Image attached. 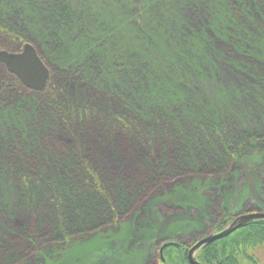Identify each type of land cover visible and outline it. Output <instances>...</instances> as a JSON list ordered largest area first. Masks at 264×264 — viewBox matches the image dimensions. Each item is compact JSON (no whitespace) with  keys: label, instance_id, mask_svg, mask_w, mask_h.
<instances>
[{"label":"rangeland","instance_id":"1","mask_svg":"<svg viewBox=\"0 0 264 264\" xmlns=\"http://www.w3.org/2000/svg\"><path fill=\"white\" fill-rule=\"evenodd\" d=\"M229 1L73 0L75 22L58 33L64 44L62 52L54 51L49 45V35L56 30L55 0H9L3 11L16 13L28 21L43 47L42 51L53 64L75 67L89 57V48L93 47L103 51L105 57L109 56L108 69L102 81L107 86L121 85L124 94L132 95L138 83L141 84L139 89H147L150 84L154 90L169 85L170 89H180L194 98L190 103L194 121L206 119L209 123L211 113L227 121L225 126L232 135L240 130H256L264 135V95H261L252 75L224 68V60L230 53L229 46L223 41H216L212 51L208 41H205L208 36L205 32L200 33L201 28L197 26L200 24L199 17L190 13H196L204 6L200 12L210 13L213 18L219 17L223 23L219 27L224 28L230 20L224 12L231 8ZM182 11H188L189 16L185 18L187 24L179 23V17L185 16ZM262 12L264 14V9ZM206 18L209 19L208 16ZM255 25L261 37H256L249 45L264 61V22ZM183 33L186 35L182 37ZM232 34L238 43L246 41L237 28ZM199 45L204 49L202 64L203 60H199L196 53V47H201ZM16 48L12 45L10 49ZM171 50L183 54L182 57L186 55L195 64L194 59H197L196 66L199 67L190 73V81L177 78L181 71L171 70L166 63L167 53ZM134 56L135 64H132ZM117 65L123 66L117 70ZM3 66L0 62V84L6 79ZM211 68L214 69L211 71ZM150 75L154 76L149 78ZM68 87L72 93L86 91L81 83L71 82ZM31 98L23 100L22 104L20 102L16 109L0 107V264H7L6 256L17 254L20 251L18 246L28 245L26 240L13 233L14 230L10 232V227L23 232H39L40 247L48 249L55 243L52 236L53 207L49 203L40 207L39 211L28 212L22 204L20 183L10 174L20 168L14 165L16 156L22 154L16 148L19 144L16 139L22 137L25 143L35 147L38 136L45 133L40 97L32 95ZM58 131L54 140L70 149L79 147L76 138L67 134L66 130ZM99 132L104 134L100 128L93 126L81 139L85 149L89 143L92 152L97 150L93 153L95 165L104 175L105 170H110L109 175L120 174L125 179L139 177L145 183V193L136 198L126 211L119 210L118 220L101 225L98 232L84 236L76 233L72 239L81 240L66 252L41 256L37 246L25 248L24 257L28 264H150L157 256L155 245L160 237L166 241L184 239L185 242V239H202L220 232L217 226L222 222L224 208L231 211L233 220L245 206V214L251 208L264 213V154L251 158L242 166L236 165L233 173L229 169V177L222 179L210 176L212 171L203 160L198 166H187L180 162L176 154H170L168 159L165 156L169 164L166 176L153 172L151 181H147L144 176L146 173L150 175L152 170H137L134 161L149 157L162 161V151L158 149L153 153L138 146L133 152L121 136L117 139L115 136L106 143L105 138L99 137ZM29 170L33 172L34 168L30 166ZM118 223L122 224L119 226ZM6 232H10V236H5ZM88 234L90 236L86 237ZM254 253L264 264V247Z\"/></svg>","mask_w":264,"mask_h":264},{"label":"trees","instance_id":"2","mask_svg":"<svg viewBox=\"0 0 264 264\" xmlns=\"http://www.w3.org/2000/svg\"><path fill=\"white\" fill-rule=\"evenodd\" d=\"M7 1L9 0H0V51L19 52L25 44L30 43L51 73L47 87L41 92H36L25 87L3 66L6 79L0 84V107L16 109L23 100L32 99V95L40 97L38 100L41 104L45 132L38 136L35 147H31L29 142L25 143L22 137L16 139L19 143L16 148L20 149L22 154L16 156L14 165L20 168L14 169V173L10 174L20 183L18 186L23 198L22 204L28 212L39 211L40 207L49 203L53 207L52 236L55 242L51 248L46 249L40 247L39 232H23L10 227L8 230H14L13 233L26 240L28 245L18 246L20 251L17 254L6 256L7 264H28L29 261L24 256L25 248L30 246H37L41 256L66 252L81 240L72 239L76 233L84 236L86 233L91 235L98 232L101 225L118 220L119 210L126 211L136 198L145 193V183L139 177L125 179L120 174L109 175L110 170H105L104 175L95 165L93 153H97V150L92 152L89 143L86 149L81 145L82 136L93 126L104 132L105 135L99 132V137L105 138L106 143L115 136L116 139L121 136L133 152L138 146H143L153 153L158 149L162 151V161L152 160L150 157L144 160L136 158L134 161L137 170H152L150 175L146 173L144 176L147 181H151L153 172L161 177L166 176L169 169L167 156L170 154H176L180 162L187 166H198L200 160H203L212 171L210 176L220 179L229 177L227 172L231 169L233 173L237 169L236 165L242 166L251 158L264 154V135L256 130H240L232 135L225 126L227 121L211 113L210 118L208 117L209 123L206 119L194 121L190 107L194 98L180 89L175 91L167 85V88L154 90L150 84L147 89H139L141 84L138 83L137 90L132 95H126L122 92L121 85L107 86L102 83L109 61V56L105 57L103 51L90 47L89 57L75 67L53 64L42 51V46L34 36L28 21L16 13L8 14L3 11ZM228 4L231 8L224 12L230 20L224 28L219 27L223 24L219 17L213 18L210 13L200 12L204 6L195 11L196 13H190L199 17L200 24L197 26L201 28L200 33L205 32L208 36L203 35L212 51L216 41H223L229 46L230 53L227 58L224 56L226 59L223 67L252 75L263 96L264 61L257 56L249 42L261 37V33L256 32L255 23L264 22V0H231ZM72 7L73 0H55L53 11L56 30L49 35V45L54 51L62 52L64 49L61 35L58 33L64 27L74 24ZM182 12H185V16L179 17V23L187 24L185 18L189 16L188 11ZM236 28L243 34L245 42L240 40L238 43L234 38L232 32ZM185 35L186 33H183L181 36ZM12 45L17 48L10 49ZM196 49L197 57L203 60L202 64L205 60L202 58L204 49L202 46ZM181 55L183 54L175 50L169 51L166 63L170 65L171 70L181 71L182 74L177 78L190 81V73L199 67L196 66L198 61L194 59L195 64L190 62L186 55ZM207 58L212 62L210 56ZM132 64H135V56ZM122 66L117 65V70ZM213 69L211 68V71ZM153 76L150 75L149 78ZM71 82L81 83L85 87V93L78 90L75 93L70 92L68 86ZM62 129L76 138L79 147L70 149L54 140L58 130ZM30 166L34 168L33 172L29 170ZM22 184L25 186H21ZM245 207L239 212L240 215L245 214ZM222 212V222L217 226L219 231L230 225L234 217L228 208H224ZM249 212L260 211L251 208ZM121 224L118 223L119 226ZM10 232H6L5 236H10ZM89 234L86 237L90 236ZM200 239L201 237L191 241L185 239L184 242V239L166 241L164 237H160L155 245L157 258L153 257L150 264H154L156 260L157 264H190L189 250ZM263 247L264 220H257L243 225L223 239L205 245L197 253L196 259L202 264H262L254 251Z\"/></svg>","mask_w":264,"mask_h":264},{"label":"water","instance_id":"3","mask_svg":"<svg viewBox=\"0 0 264 264\" xmlns=\"http://www.w3.org/2000/svg\"><path fill=\"white\" fill-rule=\"evenodd\" d=\"M0 62L6 67L9 73L15 75L28 89L41 92L47 87L51 76L50 69L41 59L32 44H25L21 52L0 51ZM257 220H264V213L242 214L233 220L224 230L200 239L189 250V263L202 264L196 259V255L201 248L211 242L223 239L243 225ZM163 249L164 247L161 249L162 256Z\"/></svg>","mask_w":264,"mask_h":264}]
</instances>
